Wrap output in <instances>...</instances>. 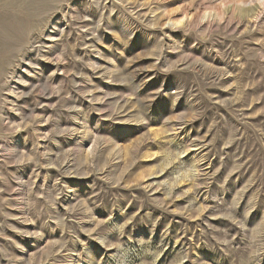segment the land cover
Listing matches in <instances>:
<instances>
[{
    "label": "rangeland",
    "instance_id": "374dc122",
    "mask_svg": "<svg viewBox=\"0 0 264 264\" xmlns=\"http://www.w3.org/2000/svg\"><path fill=\"white\" fill-rule=\"evenodd\" d=\"M0 264H264V0H0Z\"/></svg>",
    "mask_w": 264,
    "mask_h": 264
}]
</instances>
